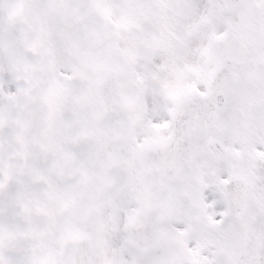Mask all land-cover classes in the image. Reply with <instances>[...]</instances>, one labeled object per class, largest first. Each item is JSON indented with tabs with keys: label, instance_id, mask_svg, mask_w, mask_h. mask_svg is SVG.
Segmentation results:
<instances>
[{
	"label": "snow or ice",
	"instance_id": "6c2138e0",
	"mask_svg": "<svg viewBox=\"0 0 264 264\" xmlns=\"http://www.w3.org/2000/svg\"><path fill=\"white\" fill-rule=\"evenodd\" d=\"M0 264H264V0H0Z\"/></svg>",
	"mask_w": 264,
	"mask_h": 264
}]
</instances>
